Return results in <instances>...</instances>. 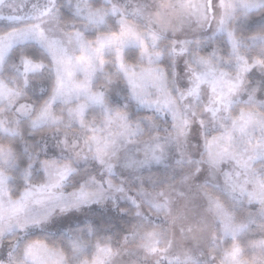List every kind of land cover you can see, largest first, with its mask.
I'll return each instance as SVG.
<instances>
[{
	"label": "snow or ice",
	"instance_id": "obj_1",
	"mask_svg": "<svg viewBox=\"0 0 264 264\" xmlns=\"http://www.w3.org/2000/svg\"><path fill=\"white\" fill-rule=\"evenodd\" d=\"M257 14L264 0H0V264H264ZM125 92L167 124L133 118Z\"/></svg>",
	"mask_w": 264,
	"mask_h": 264
},
{
	"label": "clouds",
	"instance_id": "obj_2",
	"mask_svg": "<svg viewBox=\"0 0 264 264\" xmlns=\"http://www.w3.org/2000/svg\"><path fill=\"white\" fill-rule=\"evenodd\" d=\"M257 21L258 22H264V20L261 19L259 14H257ZM118 101H119V106H121V107H123L125 105L128 106V110L130 111V113H132L133 118L143 117L145 115H155L156 119L159 120L162 123V125H166L168 122V118L165 115L155 114V113L149 111L148 109H145V108L138 106L135 103V101L131 100V98L127 96L126 92L122 93L118 97ZM162 130H163V128H162ZM178 159H179L178 154L170 153L169 154V161H168L169 167H176ZM158 169L162 171L163 166H153V168H151V169H143V170H141V172L139 174L143 175V176H148V175L156 172ZM101 211L102 210L99 208L92 209L93 213L101 212ZM83 219H84V214L77 213V214H74L72 216L62 218L61 223L65 224V225L75 226V225L83 222Z\"/></svg>",
	"mask_w": 264,
	"mask_h": 264
}]
</instances>
